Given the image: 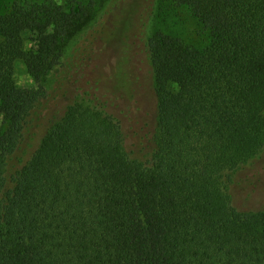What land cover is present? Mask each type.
Listing matches in <instances>:
<instances>
[{"label": "trees", "instance_id": "obj_1", "mask_svg": "<svg viewBox=\"0 0 264 264\" xmlns=\"http://www.w3.org/2000/svg\"><path fill=\"white\" fill-rule=\"evenodd\" d=\"M75 1L0 13V113L16 117L0 136V264H264V0H149L148 20L188 9L206 43L146 31L147 158L126 145L136 94L125 110L88 90L41 121L23 157L35 105L9 111L1 100L16 89L18 61L39 105L49 98L44 81L90 16L91 5Z\"/></svg>", "mask_w": 264, "mask_h": 264}, {"label": "rangeland", "instance_id": "obj_2", "mask_svg": "<svg viewBox=\"0 0 264 264\" xmlns=\"http://www.w3.org/2000/svg\"><path fill=\"white\" fill-rule=\"evenodd\" d=\"M58 1L68 6L77 3L75 0ZM84 1L91 5L90 16L66 40L63 66L58 72L49 73L46 77L44 85L48 99L39 105V86L28 72L27 65L23 61L15 64L16 89L1 100V105L9 111L17 103L26 110L30 105H35L36 112L32 123L28 125L19 153L28 157L32 149L36 148L40 123L49 113L62 108L76 94L88 90L114 100L115 106L125 110L130 109V92L136 94L138 101L130 110L136 130H129L126 145L133 156L147 158L152 149L148 136H151L155 123V110L149 95L153 84L151 66L142 46L145 33L160 29L176 34L199 48L205 46L206 34L197 18L185 8L164 7L154 20H148L149 0ZM16 2L29 5L34 0H0V13L10 11ZM31 45L32 42L27 40L26 47ZM93 56L95 60L91 62ZM95 62L99 68L94 66ZM143 119L151 123L144 125ZM15 120L16 117L6 120L0 113V136L15 130ZM262 170L264 167L258 165V172ZM252 172L253 169L249 171L250 176ZM256 200L262 203L264 196L256 195Z\"/></svg>", "mask_w": 264, "mask_h": 264}]
</instances>
